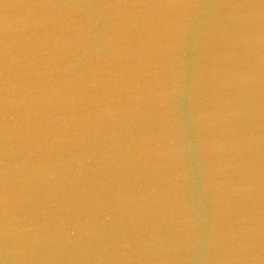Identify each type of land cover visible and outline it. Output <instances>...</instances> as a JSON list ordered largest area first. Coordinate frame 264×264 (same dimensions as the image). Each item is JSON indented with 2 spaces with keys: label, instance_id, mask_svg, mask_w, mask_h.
<instances>
[{
  "label": "water",
  "instance_id": "obj_1",
  "mask_svg": "<svg viewBox=\"0 0 264 264\" xmlns=\"http://www.w3.org/2000/svg\"><path fill=\"white\" fill-rule=\"evenodd\" d=\"M0 264H264V0H0Z\"/></svg>",
  "mask_w": 264,
  "mask_h": 264
},
{
  "label": "snow or ice",
  "instance_id": "obj_2",
  "mask_svg": "<svg viewBox=\"0 0 264 264\" xmlns=\"http://www.w3.org/2000/svg\"><path fill=\"white\" fill-rule=\"evenodd\" d=\"M49 7H57V5H55V4H52V5H50Z\"/></svg>",
  "mask_w": 264,
  "mask_h": 264
}]
</instances>
